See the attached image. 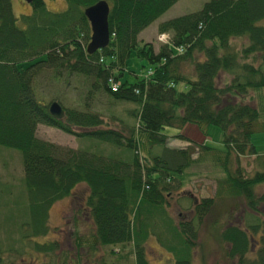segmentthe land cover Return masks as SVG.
I'll use <instances>...</instances> for the list:
<instances>
[{"label": "trees", "instance_id": "obj_1", "mask_svg": "<svg viewBox=\"0 0 264 264\" xmlns=\"http://www.w3.org/2000/svg\"><path fill=\"white\" fill-rule=\"evenodd\" d=\"M96 1L65 0L63 10L50 11L43 0H32L27 2L30 11L16 16L11 0H0V145L21 154L29 214L22 223L30 228L31 249L50 253L57 247L54 240L31 238L49 231V205L83 183L87 192L81 210L93 225L89 247L112 249L130 243L134 264H151L142 243L146 224L153 226L156 213L159 218L166 215L162 206L165 194L179 187L183 170L194 159L191 147L166 144L170 134L161 132L164 126L176 128L172 134L178 138H184L179 129L186 122L219 126L223 149L218 159L225 184L244 197L251 211L264 204V191L254 193V186L264 182V155L257 154L250 141L260 112L239 100L250 89L264 86L260 67L244 60L258 57L264 63V23H260L264 0H206L195 11L160 21L157 31L168 33L171 46L161 43L156 50L138 34L177 0H106L109 42L87 53L90 27L83 9ZM235 37L245 39L239 50L230 43ZM130 57L147 61L145 70L143 65L139 73L128 70ZM41 73L58 82L60 78L68 81L71 74L82 76L88 83L85 98L100 91L112 100L136 103L138 107L132 111L138 120V134L131 129L129 135H123L103 126L88 102L86 108L85 103L70 107L57 101L64 118H54L47 109L49 102L36 89ZM39 124L78 135L88 143L72 148L42 139L36 135ZM73 126L81 131L75 132ZM138 135L149 145H160V150L149 158L140 157ZM100 143L122 148V152L104 153L97 148ZM247 155H255L263 169L249 176L241 174L238 159ZM212 202L211 197H202L193 205L196 222ZM192 226L191 221L180 220L173 227L187 256L174 264H191ZM221 237L229 246L227 254L237 256L238 264H264V218L253 216L244 227L228 224ZM251 241H257L258 246L248 258ZM25 247L24 242L15 248L0 244V264H13L4 261V250L19 253Z\"/></svg>", "mask_w": 264, "mask_h": 264}, {"label": "rangeland", "instance_id": "obj_2", "mask_svg": "<svg viewBox=\"0 0 264 264\" xmlns=\"http://www.w3.org/2000/svg\"><path fill=\"white\" fill-rule=\"evenodd\" d=\"M43 1L50 11H61L65 8V0ZM204 1L206 0H177L139 32V39L152 42L156 50L161 42L157 39L159 33L157 29L155 30V26L160 21L199 9ZM11 4L16 16L30 11L29 4L24 0H11ZM260 23H264V20ZM244 42V38L235 37L231 39L230 43L236 50H239ZM244 60L252 62L256 67L259 66L264 73V63L258 57L253 60L251 57H247ZM142 65L145 70L148 65L147 61L135 57H130L126 63L127 69L134 70L136 73L141 71ZM126 75L132 77L131 80L135 79L132 73L127 72ZM38 77L36 89L40 96L42 95L43 100L48 102L56 100L60 104H64L63 106L70 107H81L85 103L84 106L88 108L89 104L90 109L97 112L102 118L103 126L119 130L123 135H129L131 129L134 130V134H138V120L132 111L138 107L136 103L112 100L106 93L100 91L91 93L89 97L85 98V93L87 94L85 86L88 83H84L85 80L82 76L71 74L66 78L68 81L60 78L59 82L48 79L44 73L39 74ZM239 100L252 105L260 112L259 118L255 121L250 141L257 154L264 155V86L250 89ZM72 129L75 132L81 131V128L75 126ZM177 131L174 127H163L161 132L170 134L166 144L176 148L191 147V157L194 159L183 170L179 187L169 194H165L166 202L164 201L162 206L166 215L162 213L159 218L160 214L156 213L153 217L154 224L151 227L149 219L147 220V234L142 241L146 257L151 264H174L177 260L186 258L187 256L183 252L185 246L181 247L178 237H175L173 232V227H177L180 220H185L191 221L193 224L192 233L189 234V238L193 242L188 256L191 264H238L237 256L230 257L227 254L229 246L222 239L221 231L228 224L244 227L253 216L256 217V220L263 219L264 204L261 203L257 211H251L247 208L244 197L229 190L225 184L224 172L218 159L222 154L220 151L223 149V132L219 126L186 122L179 131L184 138L195 141V144L172 134ZM36 135L72 148L88 143V140L78 135L44 124L37 126ZM137 139L136 150L140 157L149 158L151 154L160 150V145H149L144 141V138L141 139L140 135ZM200 143L210 149L203 148ZM97 148L104 153L112 152L118 153V155L122 149L108 146L105 143L98 144ZM238 168L241 174L249 176L256 170H262L263 164L255 155L240 156ZM22 179L19 150L0 145V244L3 248L8 244H12L13 248L20 247L22 242L27 244L26 249L19 253L12 251L14 249L4 250L2 254L5 262L13 264H134L130 243L113 245L112 249L107 246H95L93 250L89 247L93 225L88 215L81 210V203L87 192V187L83 183L77 184L69 196L57 199L49 205L47 209L49 231L46 235L32 236L33 238H31L38 242L54 240L57 247L50 253H41L31 249L32 242L28 239L30 228L27 224H23L29 218V214L26 208L27 200ZM174 184L177 185V182L175 181ZM188 191L193 193L198 200L202 197H211L213 200L208 212L199 222H196L197 215L193 206L195 204L184 193ZM262 191H264V182L254 186L256 195ZM259 234L258 231L256 239ZM257 246V241H251V251L246 254L248 258L253 257V250Z\"/></svg>", "mask_w": 264, "mask_h": 264}, {"label": "water", "instance_id": "obj_3", "mask_svg": "<svg viewBox=\"0 0 264 264\" xmlns=\"http://www.w3.org/2000/svg\"><path fill=\"white\" fill-rule=\"evenodd\" d=\"M31 2L32 0H25ZM108 12L109 5L106 0H97L96 2L86 6L83 9V14L87 19L90 27L89 40L85 46L87 53H92L100 48L105 47L109 42V29H108ZM48 112L54 118L62 120L64 118V110L61 105L52 100L48 104ZM192 196V194H190ZM193 202H196L193 197Z\"/></svg>", "mask_w": 264, "mask_h": 264}, {"label": "built area", "instance_id": "obj_4", "mask_svg": "<svg viewBox=\"0 0 264 264\" xmlns=\"http://www.w3.org/2000/svg\"><path fill=\"white\" fill-rule=\"evenodd\" d=\"M159 39L166 40V35H164V34L159 35ZM179 50H181V48H179ZM111 87L115 88L116 87V83L112 82Z\"/></svg>", "mask_w": 264, "mask_h": 264}, {"label": "crops", "instance_id": "obj_5", "mask_svg": "<svg viewBox=\"0 0 264 264\" xmlns=\"http://www.w3.org/2000/svg\"><path fill=\"white\" fill-rule=\"evenodd\" d=\"M158 25V24H157ZM157 25L155 26V30L157 29ZM157 32V31H156ZM138 38H140V37H138ZM155 49V48H154Z\"/></svg>", "mask_w": 264, "mask_h": 264}]
</instances>
